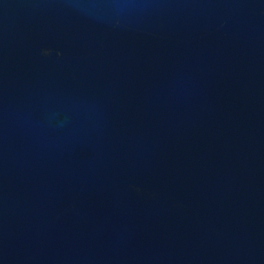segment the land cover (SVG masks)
I'll return each instance as SVG.
<instances>
[{"label":"water","instance_id":"95a60500","mask_svg":"<svg viewBox=\"0 0 264 264\" xmlns=\"http://www.w3.org/2000/svg\"><path fill=\"white\" fill-rule=\"evenodd\" d=\"M0 264H264V0H0Z\"/></svg>","mask_w":264,"mask_h":264}]
</instances>
